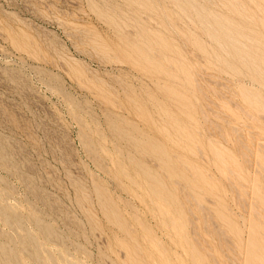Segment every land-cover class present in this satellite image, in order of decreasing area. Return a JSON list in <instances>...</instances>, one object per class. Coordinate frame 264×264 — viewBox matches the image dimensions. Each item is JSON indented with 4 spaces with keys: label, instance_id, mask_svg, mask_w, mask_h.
Returning a JSON list of instances; mask_svg holds the SVG:
<instances>
[{
    "label": "rangeland",
    "instance_id": "374dc122",
    "mask_svg": "<svg viewBox=\"0 0 264 264\" xmlns=\"http://www.w3.org/2000/svg\"><path fill=\"white\" fill-rule=\"evenodd\" d=\"M14 260L264 264V0H0Z\"/></svg>",
    "mask_w": 264,
    "mask_h": 264
},
{
    "label": "bare ground",
    "instance_id": "6f19581e",
    "mask_svg": "<svg viewBox=\"0 0 264 264\" xmlns=\"http://www.w3.org/2000/svg\"><path fill=\"white\" fill-rule=\"evenodd\" d=\"M232 43H233V42H232ZM106 207H107V206H106ZM54 254H56V253H54ZM47 256H48V255H47ZM46 258L49 260V256H48V257H46ZM60 258H61V257H60ZM260 260H261V259H260ZM49 261H50V260H49ZM57 261H58V260H57ZM13 263H16V264H18V261H17V260H14V261H13ZM22 263H23V262H22ZM261 263H263V262L261 261V262H260V264H261Z\"/></svg>",
    "mask_w": 264,
    "mask_h": 264
}]
</instances>
